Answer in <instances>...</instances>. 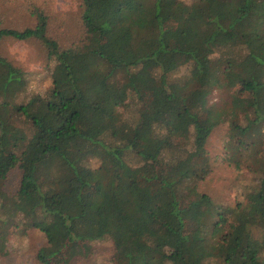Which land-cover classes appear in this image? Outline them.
<instances>
[{"label": "trees", "instance_id": "1", "mask_svg": "<svg viewBox=\"0 0 264 264\" xmlns=\"http://www.w3.org/2000/svg\"><path fill=\"white\" fill-rule=\"evenodd\" d=\"M1 1L0 46L8 37L36 40L46 60L44 77L32 83L0 51L3 245L15 228L44 235L36 255L42 264H58L53 255L70 246L103 240L124 264H206L208 257L264 264V159L234 206L212 205L206 194L186 204L179 198L195 185L196 160L225 111L208 106L217 81L249 92L250 111L232 127L242 159L259 156L264 0H77V34L69 42L52 34L51 14L37 5L33 26L6 25ZM144 70L156 72L157 84L135 118L143 98L136 76ZM166 156L174 173L152 192L146 164L129 163L157 165ZM14 168L19 182L8 191ZM47 179L64 188H47Z\"/></svg>", "mask_w": 264, "mask_h": 264}, {"label": "rangeland", "instance_id": "2", "mask_svg": "<svg viewBox=\"0 0 264 264\" xmlns=\"http://www.w3.org/2000/svg\"><path fill=\"white\" fill-rule=\"evenodd\" d=\"M36 5L44 7L51 14L50 28L53 35L65 42L74 40L78 25L77 0H2L1 14L5 20L4 23L13 27L33 26L35 18L30 14V8ZM0 51L14 65L21 67L32 83L34 77L35 79L44 77L46 60L40 43L36 40H17L8 37L2 41ZM136 77L143 95L139 103L138 100L135 101L136 98H133L136 105L132 115L138 118L142 110L148 107L146 98L157 84V80L155 71L148 73L144 70ZM239 89L236 82L229 80L217 81L208 89V106L216 104L225 111L221 115V122L210 134L204 152L196 160L199 176L194 181V189L188 187L180 191L179 198L182 199L183 204L206 194L212 205L234 206L243 181L251 177L256 164L264 159V142L260 146L257 160H243L241 157L244 148L237 140L238 133L235 132L232 124L242 113L250 111V95L248 91ZM91 163L96 165L99 160L93 158ZM171 163L172 160L166 156L157 165L146 163L142 159L138 162L130 161L129 164L133 167L146 164L148 170L145 176L149 182L145 180V185L152 192H158L160 178L174 173ZM19 178L20 170L14 168L7 178L5 188L8 191L15 190ZM44 185L49 189L64 188L53 179L44 180ZM193 228L194 226L190 229ZM5 238L7 240L5 245L3 241H0V264H42L36 256L37 250L46 245V239L40 231L21 234L15 228H11ZM124 261L122 255L115 254L110 240L76 244L58 251L52 257V262H58V264H124ZM206 264H215V261L208 257Z\"/></svg>", "mask_w": 264, "mask_h": 264}]
</instances>
